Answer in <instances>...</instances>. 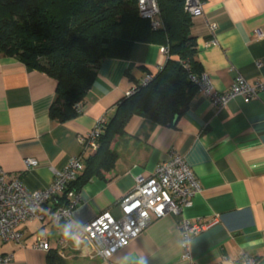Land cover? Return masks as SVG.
<instances>
[{"label": "crops", "instance_id": "obj_1", "mask_svg": "<svg viewBox=\"0 0 264 264\" xmlns=\"http://www.w3.org/2000/svg\"><path fill=\"white\" fill-rule=\"evenodd\" d=\"M190 33L197 39L202 71L215 89H229L240 74L250 84H262L258 95L249 101L234 96L218 109L198 93L174 127L133 113L125 131L137 142L114 137L112 146L120 153L114 167L81 187L73 218L83 224L103 210L120 216L119 201L136 178L150 175L171 149L186 157L200 190L179 213L153 217L141 234L108 259L73 255L68 264H139L141 258L145 264H216L223 255L242 253L264 264V0H203V12L192 18ZM213 37L216 44L209 42ZM160 47L135 42L128 58H104L80 111L66 121L49 114L56 79L13 56L0 55V167L19 175L28 190L47 187L54 171L81 152L80 137L95 121L108 119L135 81L163 65L166 55ZM26 157L37 164L26 168ZM51 208L52 201L42 204V217L19 225V241H0V255H11L9 264H47V250L33 244L42 232L49 248L58 247L64 226L52 222ZM213 217V225L190 238L189 257H184L179 222Z\"/></svg>", "mask_w": 264, "mask_h": 264}, {"label": "trees", "instance_id": "obj_2", "mask_svg": "<svg viewBox=\"0 0 264 264\" xmlns=\"http://www.w3.org/2000/svg\"><path fill=\"white\" fill-rule=\"evenodd\" d=\"M161 25L140 14L138 0H0V55L13 56L56 79L49 108L53 119L66 121L80 111L97 67L106 57L128 58L135 42L167 48L163 65L151 79L126 93L113 107L97 139V148L84 155L83 169L65 191L53 196L52 208L71 202L68 190L79 192L90 179L103 177L120 153L112 146L136 138L125 131L135 112L156 123L176 126L198 85L191 76L202 72L197 39L190 33L193 16L186 0H155ZM177 118V120H176ZM51 208V209H52ZM47 264H68L57 248H49Z\"/></svg>", "mask_w": 264, "mask_h": 264}, {"label": "built area", "instance_id": "obj_3", "mask_svg": "<svg viewBox=\"0 0 264 264\" xmlns=\"http://www.w3.org/2000/svg\"><path fill=\"white\" fill-rule=\"evenodd\" d=\"M138 6L140 14L150 18L154 27L161 25L155 0H138ZM185 8L193 17L201 15L203 0H186ZM215 27L216 24H210L212 33ZM209 42L216 44V39L213 37ZM160 50L162 54H167L165 46L161 45ZM151 76V73H146L139 83H147ZM191 78L198 85V93L206 95L218 109L226 107L228 101L237 95L244 101L251 100L258 95L262 86L259 81L250 84L244 76L238 74L229 89L220 91L214 88L204 71ZM134 87L135 84L131 89ZM131 89L126 93H130ZM77 107L80 108V105ZM105 122L106 116H101L95 121L89 132L80 137L81 152L71 156L61 169L55 170L50 184L41 190H28L19 175L0 167V241H19L22 235L19 225L25 220L42 217L40 206L65 191L68 183L83 169L84 155L97 148V139ZM24 163L26 168H31L37 164V160L26 157ZM199 190L200 184L186 157L174 149L169 151L168 158L159 162L150 175L136 178L134 187L119 201L121 215L118 217L108 210H103L80 224L72 215V209L78 200V192L68 190L66 195L71 198V202L65 206L52 208L49 216L53 223L63 224L64 232L67 230L71 235L79 237V245L77 247L76 243L66 238L63 233L58 239V253L65 258L78 255L108 259L141 234L153 217H160L168 212L179 213L184 206H189ZM216 221L217 218L213 217L199 220L183 218L179 222L184 257H189L190 238ZM33 245L48 250L47 236L39 232ZM10 259V254L0 255V264H9ZM221 262L257 264L256 257L247 253L237 257L223 255L216 264Z\"/></svg>", "mask_w": 264, "mask_h": 264}, {"label": "clouds", "instance_id": "obj_4", "mask_svg": "<svg viewBox=\"0 0 264 264\" xmlns=\"http://www.w3.org/2000/svg\"><path fill=\"white\" fill-rule=\"evenodd\" d=\"M64 236H65L66 238H70V239H72V240L76 243V245H77V247H78V245H79V237L74 236V235H71L67 230H65V232H64ZM139 264H145V261L141 258V259L139 260Z\"/></svg>", "mask_w": 264, "mask_h": 264}, {"label": "water", "instance_id": "obj_5", "mask_svg": "<svg viewBox=\"0 0 264 264\" xmlns=\"http://www.w3.org/2000/svg\"><path fill=\"white\" fill-rule=\"evenodd\" d=\"M176 120H177V118H176Z\"/></svg>", "mask_w": 264, "mask_h": 264}]
</instances>
